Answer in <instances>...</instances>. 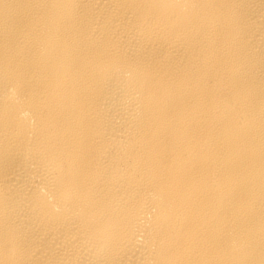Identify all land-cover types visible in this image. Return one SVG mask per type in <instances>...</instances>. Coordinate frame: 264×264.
Returning a JSON list of instances; mask_svg holds the SVG:
<instances>
[{"label":"bare ground","instance_id":"6f19581e","mask_svg":"<svg viewBox=\"0 0 264 264\" xmlns=\"http://www.w3.org/2000/svg\"><path fill=\"white\" fill-rule=\"evenodd\" d=\"M0 264H264V0H0Z\"/></svg>","mask_w":264,"mask_h":264}]
</instances>
